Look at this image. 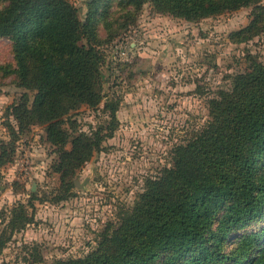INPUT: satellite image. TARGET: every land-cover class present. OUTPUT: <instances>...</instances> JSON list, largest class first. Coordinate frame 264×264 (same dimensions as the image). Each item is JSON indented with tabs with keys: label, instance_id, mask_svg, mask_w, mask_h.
Returning a JSON list of instances; mask_svg holds the SVG:
<instances>
[{
	"label": "trees",
	"instance_id": "obj_1",
	"mask_svg": "<svg viewBox=\"0 0 264 264\" xmlns=\"http://www.w3.org/2000/svg\"><path fill=\"white\" fill-rule=\"evenodd\" d=\"M123 1L134 6H121L120 17L127 20L146 2L160 14L189 22L254 7L250 25L232 33L230 40L246 44L264 33L262 0ZM79 14L70 0H0V38L12 42L14 54V63L0 71L26 91L11 108L18 129L13 143L31 126H45L59 158L54 166L61 183L56 202L71 196L73 178L114 137L118 125L119 104L112 101L104 103L110 118L106 127L86 133L71 120L78 108L97 109L104 100V55L92 44L93 11L86 23ZM116 22L107 20L110 39L126 27L116 28ZM208 104L205 125L174 147L171 165L145 181L135 205L106 225L96 248L56 264H264V227L244 235L234 247L229 242L232 234L264 217V63L249 62L233 78L232 88L219 90ZM8 160L2 148L0 166ZM12 213V233L33 222L22 204ZM7 243L0 238V255Z\"/></svg>",
	"mask_w": 264,
	"mask_h": 264
},
{
	"label": "rangeland",
	"instance_id": "obj_2",
	"mask_svg": "<svg viewBox=\"0 0 264 264\" xmlns=\"http://www.w3.org/2000/svg\"><path fill=\"white\" fill-rule=\"evenodd\" d=\"M70 1L83 23L93 11L92 44L104 55L103 103L97 109L78 108L71 120L81 132L106 127L110 118L104 103L112 101L119 104L118 125L114 137L73 178L71 196L56 202L61 186L54 170L56 148L43 125L31 126L13 143L18 129L11 108L26 91L0 71V151L6 148L9 158L0 166V238L8 239L0 264H56L94 250L106 225L135 205L145 181L171 165L174 147L205 125L209 100L231 89L249 62L264 63V33L246 44L230 40L250 25L254 7L189 22L160 14L146 2L127 20L120 17L121 6H134L123 0H99L93 9L95 0ZM109 17L117 19L114 27L126 26L112 39ZM12 46L0 38V66L14 63ZM20 204L33 222L12 233V212ZM262 227L264 217L239 229L229 239L231 247Z\"/></svg>",
	"mask_w": 264,
	"mask_h": 264
}]
</instances>
